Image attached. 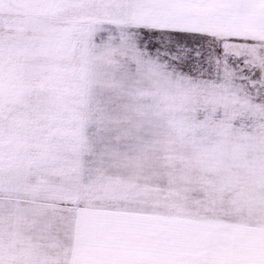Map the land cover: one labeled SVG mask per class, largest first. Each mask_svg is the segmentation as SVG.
Instances as JSON below:
<instances>
[{"label": "snow or ice", "instance_id": "obj_1", "mask_svg": "<svg viewBox=\"0 0 264 264\" xmlns=\"http://www.w3.org/2000/svg\"><path fill=\"white\" fill-rule=\"evenodd\" d=\"M0 264H264V0H0Z\"/></svg>", "mask_w": 264, "mask_h": 264}]
</instances>
